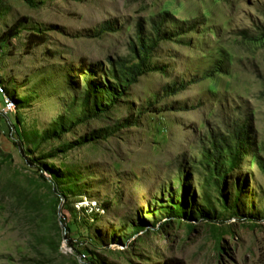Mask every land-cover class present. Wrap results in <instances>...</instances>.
I'll return each instance as SVG.
<instances>
[{
	"label": "rangeland",
	"instance_id": "rangeland-1",
	"mask_svg": "<svg viewBox=\"0 0 264 264\" xmlns=\"http://www.w3.org/2000/svg\"><path fill=\"white\" fill-rule=\"evenodd\" d=\"M31 2L0 0V86L16 106L5 114L0 95V264H80L85 251L98 264H264V0ZM161 16L165 32L193 29L159 42L156 69L91 116L82 69L101 80ZM237 128L249 144L224 206L202 150ZM176 199L183 218L166 210Z\"/></svg>",
	"mask_w": 264,
	"mask_h": 264
},
{
	"label": "trees",
	"instance_id": "trees-1",
	"mask_svg": "<svg viewBox=\"0 0 264 264\" xmlns=\"http://www.w3.org/2000/svg\"><path fill=\"white\" fill-rule=\"evenodd\" d=\"M24 1L29 5L33 4L31 0ZM165 21V16H161L160 19H158V17L157 19H153L151 21L152 32L145 38L141 34V29H139L138 33L136 34V41L131 43L129 46L130 57L116 58L114 60L108 59V65L107 68H103L101 80H97L96 82L95 80H92V75L94 72L93 69L95 67L85 66L82 69L86 88L84 97L86 101L89 100L91 102V116H95L107 111L116 104V101L124 95L125 91L131 85L137 83L138 78H140L145 73L156 69L147 66V58L158 46L159 42L163 40L170 41L172 38H177L178 36L193 29L191 26H182L175 32H165L162 30V25ZM105 31L110 32L113 31V29L109 24H103L100 27L99 33H103ZM31 38H37V36L32 35ZM43 41V39L39 38L37 41L32 43L39 45L43 43ZM197 81L191 80L187 83L181 82L179 85L172 84L171 86L165 87V90L168 91L170 95H173L184 91L190 84L196 83ZM2 89L5 95L13 102L11 96L8 95L6 90L4 88ZM107 135L109 134H104L103 137H106ZM248 144L249 138L247 137L245 129L237 128L228 138L216 140L211 139L208 148L202 150L203 169L210 182L213 183L215 189L217 190V193L224 206H226V203L224 197L222 196L221 188L224 185L228 175L236 169L243 156L247 153ZM257 163L264 176V159L258 158ZM181 200L182 199H178V201L177 199L174 200L172 206L166 209L168 211L169 217H185L183 212L185 205L181 203ZM197 216H200L206 221L215 220V218L210 216L208 213L204 214L200 210H194L191 217L196 219ZM84 253L88 255L92 262L98 264L96 260L92 259L90 254H88L86 251ZM165 264L183 263L181 261L171 259L166 260Z\"/></svg>",
	"mask_w": 264,
	"mask_h": 264
},
{
	"label": "built area",
	"instance_id": "built-area-1",
	"mask_svg": "<svg viewBox=\"0 0 264 264\" xmlns=\"http://www.w3.org/2000/svg\"><path fill=\"white\" fill-rule=\"evenodd\" d=\"M0 95H1V101L3 104V108L2 111L7 114L11 111H13L15 109V107L13 106V102L5 95V93L3 92V89L0 86ZM71 249H68V251H70ZM77 261L80 264H95L94 262H92L88 255L84 252H80L78 253V255L76 256Z\"/></svg>",
	"mask_w": 264,
	"mask_h": 264
}]
</instances>
